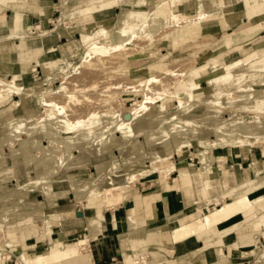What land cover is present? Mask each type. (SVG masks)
<instances>
[{
    "label": "crops",
    "instance_id": "obj_1",
    "mask_svg": "<svg viewBox=\"0 0 264 264\" xmlns=\"http://www.w3.org/2000/svg\"><path fill=\"white\" fill-rule=\"evenodd\" d=\"M54 1L55 0H0V40H6V38L8 37L10 39H7L6 42L2 46H0V48L2 47L5 51L3 55L4 62L1 66L8 68L7 76L9 78L4 80L9 83L11 88L18 89L22 93L30 92V94H32L34 92V96L31 95V97H34L37 103V95L39 93H37L36 90L39 88H43L42 86L44 83H50L53 79V76L56 77V75H63L71 69V66L68 64L73 63L72 58L75 56L74 49L72 47H69L67 49H61L59 47L58 42L63 39L64 36L58 35L56 38L54 35H48L46 38H42L41 40H33L31 42H28L27 40L30 37V35L27 34L28 32L24 34L12 35L9 29L12 21H15L18 27L17 30L20 32L23 31L25 24L28 23L30 25L35 24V26L40 25L41 28L45 27L46 25H49L50 19L54 16V12H52ZM99 1L100 0H95V2ZM207 1L208 0H171L169 4V2L165 0L164 4L157 8V6L153 4L152 1L148 0H123V3L125 4L131 3L132 8L131 11L121 12L120 16L117 17L118 21L116 26H120V22L121 25L124 24L122 19L136 21L145 20L151 17L157 11H159L161 7L166 5V3H168V10L171 15H200L202 13L198 11L199 6L203 7L204 4L207 3ZM221 1L223 2V4L226 2H228L229 4V6L224 9L233 7L232 9L226 12V16L231 17L227 20V29H223L224 27L221 25H215L212 27H205L201 25V36L199 37L201 38L203 36H219V38H216L218 40V48H222V34L224 32L231 33L241 23L240 18L238 16L232 18V16H235L239 13L235 8L236 5L234 4L237 3L238 0H231V2H229L230 0H219L217 2L220 3ZM113 2L116 3V1L114 0H105V2L98 4L94 8H92L93 5H89L87 2V4L83 6L84 8L80 13V18L85 19L90 18L92 16L95 17V14L97 16L98 14H110V12L112 11ZM248 2L246 6H248ZM257 2L258 4H251L256 5V7H254L256 17L248 23V26L257 23V21L264 22V14H262L264 12V0H257ZM145 6H148V10L143 11L141 13L137 12V10L142 9ZM174 12H177L179 14H173ZM212 12H215V14H212V16L214 17H219L223 14V12ZM212 12L205 11L204 14L208 15V13L210 14ZM105 18L103 19L105 20ZM233 27L235 29H232ZM120 28L123 27L121 26ZM245 28L246 27L243 26L242 28H240V30L242 31ZM108 29L106 30V32H104V34L103 32L98 33L96 37H101V40L104 39ZM48 32L50 34L52 31ZM86 33L87 31H83L80 35V46L82 45L83 38H87V36H84V34ZM260 33H262V31L258 32L255 37L247 41H243L241 35L235 36L236 38L241 39L240 41L236 42L237 49L233 50L234 52L232 51L231 53L227 54L224 59L227 60L228 58H236L240 55V50L250 49L248 51V54L242 57V59H247L249 62H245L247 64H245L244 71L242 70L240 74L232 75V77L229 75L226 76L227 82L231 84H239L242 83L244 80L250 78V76L255 75V73L264 72V47L258 49L257 47H255L257 43L264 41V32L263 36H261ZM179 41L177 43H179ZM185 41L187 42L189 40ZM47 51H55V53L50 58H41L36 64L38 67L41 68L44 75V79L37 85L27 88L28 83L31 81L29 80L30 76L26 75L22 69L27 70L30 64H33L31 58H33L35 54H37L38 52L45 54ZM215 51L217 50L215 49L214 51H212V53ZM256 55L257 58H255ZM38 56H40V54ZM209 57L210 55L208 57H204L203 59L205 60ZM69 59L71 60L69 61ZM55 67L57 68V72H55ZM50 68L53 70H50ZM223 76L225 75L219 74L217 77ZM255 79L256 82H254V84L259 83L261 80L264 81V77ZM203 84H206L207 89L204 91V93L197 94V102L205 101L207 98L206 94L212 90V88L208 85L206 81H203L201 83L202 90ZM260 88H264V84L260 85V87L256 84L250 90L244 93H239V96L253 95L254 98L257 97L259 99H264L263 92L257 94L259 91L262 90ZM21 92L9 90L7 88H4V86L0 84V95H3L0 100V106L6 104L9 101L11 102L8 107L0 110V124L3 125L4 128L6 127L7 123L5 124L4 120H2L1 118L4 113L3 111L9 108L13 102H18L23 111V118L15 123L8 124H11V126L13 127L12 130H14V136H16V133H23L26 136L25 139H22L21 146L16 147L15 144L12 143L11 148L7 144H4V142L0 139V204L3 205V203L8 202L7 206L10 207L13 205L16 206L17 204H23L25 210H16L17 212L26 214L27 218H29L33 214H37L38 216L42 215V221L38 220L34 223L27 222L24 223V225L17 224L15 225V228H11L9 231L4 233L2 221L5 216L1 215L0 231L4 235L3 240L7 239L6 241L8 243L15 244V248L18 246V248H20V251H24L26 254L30 255L31 253H33L34 250H36L35 252H39L49 245H54L57 246L59 249H63L64 243L70 242V238H74L76 236L77 238H80L81 236H83L81 238H84L88 241L85 250L80 252V256L78 258L61 264H119L123 260L125 254H129L132 252L131 239L133 234L135 233L136 228L137 230H140L145 236L147 247L152 249L159 248L160 254L158 253V258L155 259L158 263L155 264H161V260L163 259H167V261H171L173 264H215V260H217V262L220 261L218 257L222 255L224 259H228V250H242L241 253H244L247 249L248 251L251 250L249 248L252 247V240L257 235L255 231L258 230V226L259 229L264 227V214L260 216V219L258 221L256 220L257 217H254L253 214H250L231 222L234 226L231 228V230L235 231L240 227L241 224L243 225V222H245V220L255 219V221H252L248 227L245 226V230L247 232L243 230L242 232H239L240 234H235L236 236H229L225 240L227 244L235 241L237 248L228 247V249L226 250V248L224 247V254L223 249L221 248L215 249L213 251L214 254L211 252V250H203V242L198 240L205 233L196 237L194 240H189L180 244H172L169 239V235H167L169 228L174 225V221L177 217L187 214L189 211H192L194 209V206L192 205L190 207H185L180 198V194H186V190H181V192L177 188H173L174 185H168L166 183V180L169 179L174 173H179L181 170H184L183 168L178 169L176 161L173 162L170 157L175 155L181 157L180 152L182 153V155L184 154V147L190 145V143L186 140V137H188L190 140L196 141L198 147L202 150L201 152H199V154L196 155L200 164V169L204 168L205 165H207V158L209 156L211 157V154L208 151L209 149L221 151V154H223V157H213L214 161L217 162L215 167L219 169V172L217 173L215 171H210L203 174L204 176L206 174L209 176L210 180L212 181L210 183V187L213 192L217 194V197L226 195V190L232 188L233 186H235L234 188L239 191L240 188H238L237 183L243 182L244 185L249 184L246 181V177L250 176L252 172L248 173V171L251 170V166L255 162H258V155L255 150L249 149L247 151V154L245 155H242V151L246 147H254V144L256 143V138L264 136V124H258L260 122L259 120L255 118L246 120V124H244L243 126L241 125L237 131V134L241 135V139H247L249 145H240V147L238 148L222 146L218 147L219 143L215 144V139L211 127L213 125H216V119L220 116V114H222L226 119L230 117L229 114H227L226 112L219 111L218 114L201 116L200 118H198V120L193 122V120H191L184 114H179L177 110H175V108L173 107L174 103L173 105H171V101H168L165 105L167 106L168 110H171L173 113L162 116L163 114H160L162 110L159 109V107H161V104H159L158 107L152 109V125L154 127V131L159 130L162 132H169L172 129L175 132L174 135L172 133L170 135L163 134L162 136H160L159 140H163L162 143H164L165 145H162L163 148L161 149L163 155H161L159 151L155 149L153 150V154H150V151L148 149H138V146L140 144L139 142L134 140H136V137L138 136L142 137V135L145 134L146 130L142 131L141 134H137L134 139L132 137V139L128 142H119L111 146L114 150L109 147L106 150L102 151L100 148L102 143L106 139L110 140L111 138H113V136L107 134V132L104 131L105 127L102 125L103 122L98 121L94 123H88L81 127L83 128V131L81 135L76 138H84L87 140L81 147L76 145V139L71 140L68 138H63L62 143L65 146L64 148H69L66 146H71L70 144H73V152L75 153V155L73 153L71 154L73 158H78V163L75 162L76 164H74V166H72L69 171L79 173L82 169L81 164L79 162L80 160L84 161L83 163L85 165H88V169H95L93 178L80 182L77 181L76 178L73 176L67 179H59L61 172H59L58 166L55 164L52 168H43V165L52 162L51 160H49L50 158L48 155V147L43 145V143H41L42 141L40 140V138L45 133L44 126L36 123V118L31 119L32 114L38 115L37 108L24 107L22 103V97L27 98L29 96H25V94H21ZM14 97H20V100H13L12 98ZM260 106L263 107L264 103L260 104ZM232 116L234 117L235 121H237L238 118H241V116H238L236 114ZM177 129H179V132H176ZM99 132L103 133V137L97 141L94 136H96V134H98ZM117 135L118 132L114 137H116ZM154 140H156L155 137L149 139V141H147V144H144V141L141 144L144 148H148L154 145V143H156V141ZM234 141L236 142V139ZM129 142L133 143L129 146H131V148L134 150V154L129 158L123 159L122 163H120L119 158L113 153V151L117 152L116 148L126 146V144ZM241 142L242 141H238L237 143ZM4 148H6V150H4ZM66 153L67 152H64L62 150V153H58L57 155L59 157V155H66ZM71 154L67 153L65 157ZM104 155H108L109 161L96 162L94 164L96 158H99ZM260 156L262 157V155ZM82 157L87 158L80 159ZM113 158L118 159V162L122 166L121 168L123 172H134L136 170L135 173H131L130 176H139L141 177V179L152 175L157 176L162 187L158 186L151 188V186H147V192L144 194L146 195L145 198L148 203L147 205H152L151 202H148L149 197L151 195L160 196L159 200H156L153 203L152 209L149 213L143 209L144 206L136 212L137 203L134 201L133 198L135 193L130 192L129 188L124 191L123 200L121 204L114 205V207L111 206V208L107 207L103 209L90 207V210L88 211L89 214L85 212V206L87 204L84 206L82 204L83 200H86L92 193L100 190V187L111 185V182L113 181L111 177L114 176V174H112V170H116V165H114ZM223 158L227 163H230L231 160L234 162L232 166L233 169L236 167L242 168L243 177H225L224 175H222L220 168L224 166L222 164ZM5 159H8L10 163L3 165V161ZM239 159H242L240 160L241 162H250L249 167L244 168L243 165L240 163ZM28 160L29 163L27 162ZM165 160L170 163H173L172 170H170V166H166L167 163L163 162ZM151 161L153 163H163H160L159 166L161 167L157 169H152L151 171L148 170L147 172L149 173H147V175L140 176L146 171L141 169L142 163L147 164L151 163ZM34 162L37 164V167L30 181L26 183V186L41 183V186L39 188L42 192L39 194H36L30 189L23 190V187L19 186V184H22L19 182V176L24 174L25 177L28 172L25 169V165H29ZM259 168L260 169L255 171L254 173V179H260V174H264V164L263 166H260L259 164ZM183 173H186V171H183L181 174ZM201 174L202 173L199 170L190 172V184L188 186H183L180 183V176L178 177L177 182L175 184V186L179 187V189L181 188L184 190L190 187V189L196 191L200 198L195 203L199 205L204 204L202 191L199 183V175ZM55 178H57V180H55ZM216 181H219V188L217 187L218 189L211 185L212 183L214 184ZM31 182L32 184H30ZM145 182L147 183L151 181ZM56 183H66L68 184L69 189L62 188L58 190H53V184ZM125 185L126 183L121 184L122 187L126 188ZM89 186L92 187L88 188ZM42 194L44 195V197L42 196ZM70 196H73V198L75 197L76 199L79 198L78 203L82 206L81 209L78 207L73 208V205L68 202ZM34 197L43 198L41 203L44 202V205L48 207L49 210H54L55 213H52L50 215L46 214L43 209L38 207L37 203H39V201ZM9 198L12 199L7 200ZM210 204L215 207L213 202L204 205V207L201 206L197 212L194 211L190 215L189 219L191 220L194 217L202 214L205 210H207L206 206ZM90 205L91 204H89V206ZM77 212H81L82 217H76ZM46 215L49 216V219L47 220H45ZM50 221L52 223L57 222V224L51 225ZM217 230H219V233L222 236L228 231L227 227ZM165 235H167V238ZM5 252H7L8 256L13 253L12 251L9 252L7 250H5ZM1 256L2 257L0 258V264H2V261H8L6 256ZM135 259L134 257H132L130 264H132ZM139 259L141 260V258ZM235 260L241 261L243 259L239 255V257L235 258ZM255 264H264V259H262L258 263L255 262Z\"/></svg>",
    "mask_w": 264,
    "mask_h": 264
},
{
    "label": "rangeland",
    "instance_id": "obj_2",
    "mask_svg": "<svg viewBox=\"0 0 264 264\" xmlns=\"http://www.w3.org/2000/svg\"><path fill=\"white\" fill-rule=\"evenodd\" d=\"M114 1H116V3L113 2L112 11L110 12V14H104V15L98 14V16L96 14L95 15L93 14L95 17L92 16L90 18L81 19L80 13L84 8L83 6L87 4V2L89 5H93L92 8H94L98 4L105 2V0H100L99 2H95V0H86V1L55 0L53 4V8H52V12H54V16L50 19L49 25H46L45 27H42V28L40 25H38L37 26L38 28H37L35 24L30 25L28 23V28L31 27V30L27 33L28 35H30V37L27 40L28 42H31L33 40H41L42 38H46L48 35L50 36L54 35L56 38L58 35H60V36H64V38L58 42L59 47L61 49L62 48L67 49L69 47H72L75 52V56L72 58L73 63L68 64L71 66V69L63 75H56V77L53 76L52 77L53 79L50 83L47 84L46 82L43 84L42 86L43 88H39L36 90L37 93H43V92L51 93L53 90H55V87L57 86H59L60 90L63 91L65 88L71 90V88H73L74 86H79L80 88H83L87 86L89 87V85L97 84V87H96L97 89L96 88L92 89L88 91L89 93L86 92L87 93L86 96L81 95V94L78 95L82 103H79L75 106L71 105L70 107H66L64 111L65 115L70 120V122L74 124L76 127L73 129V131H70L66 137H63L62 135H60V132L57 130L58 126L56 128L55 113L57 111H55L54 107H51L49 109L44 108L39 98H37V101H38L37 103L34 97H31V96L27 98L22 97V103L24 107L37 108L38 116L32 114L31 118H33L34 116H37L35 119V122L44 126L45 133L40 138V140L42 141L40 142L43 143V145L48 147V152H49L48 155L50 158L49 160H51L52 162L49 164L43 165V168H52L54 164L57 165L59 172H61L59 179H62V178L67 179L73 176L76 178L77 181L83 182V181L93 178L95 169L94 168L88 169V165H85L83 163L84 161L82 160L79 161L81 164V168H82L79 173H75L74 171H69L71 167L74 166V164L78 163V158L77 157L73 158L71 154L73 153L75 155V153L73 152L74 151L73 144H70L71 146H66L69 148H64L65 146L64 144H62L63 138L74 140L81 135L83 131V128H81L82 126L88 123H94L98 121L103 122L102 125L105 127L104 131L107 132V134L114 137L118 131L116 129L113 130L111 127H117L118 126L117 124L119 121L118 119H120V117L122 116L120 114V116L117 117L116 112L119 111L120 107H123L124 110H122V114L128 115L127 114L128 108H130L132 102L135 100L141 101L143 99L142 91L133 92L134 89H133V86L131 85L133 83L134 84L137 83L141 79L157 78L160 81H162L163 85L169 90H172L176 82L185 81L186 86L189 87V89H191L190 88L191 86H194V89H193L194 93L193 95L191 94L190 96V99H192L193 97L192 101H194L196 104L206 103L207 106H209V103L213 101L215 102L216 107L218 106L217 108L199 109V107L197 106L187 105L185 103H179L178 101H175L173 99H166V100L154 102L148 105V109L145 112H142L143 110L139 112L140 118L133 121L132 137L134 139V137L137 134H141L142 131L146 130L145 134L142 135V137L138 136L136 137V140L134 141L139 142L140 145L138 146V149H141V148L143 150L148 149L150 151V154H153V150L155 149V150H158L161 155H163L161 152V149L165 145L164 143H162L163 140H159L160 136H162L163 134H168V135L172 133L173 135L175 134V132L172 129L169 132H166V131L162 132L159 130L154 131V127L152 125V118H153L152 109H154L155 107H158L159 104H161V107H159V109L162 110L160 113V114H163L162 116L173 113L171 110H168L167 106L165 105L167 104L168 101H171V105H173L174 103L173 107L175 108V110H177L179 114H184L185 116L193 120V122L198 120V118H200L201 116L210 115V114H218L219 111L227 112L225 111L226 107L256 111L260 114V116L264 117V106L263 107L260 106V104L264 103V99H259L257 97L251 98L253 97V95H251V97H249V95H246V97L244 95L239 96V93H244L250 90L256 84L259 85V87L260 85H263L264 81L262 80L256 84H254V82H256L255 78L264 77V72L255 73V75L250 76V78L244 80L242 83H239V84H231L227 82L226 76L213 77L211 81L210 80L208 81L206 79L201 80L202 82L206 81L208 85L212 88V90L209 91L207 94L205 93L207 98L203 102H197L196 98L198 96L197 94L204 93V91L207 89L206 84H203V90H202L201 81L200 83L196 84L193 80L189 79L188 77V75L191 72L195 71L196 69H199L201 66L204 65L205 63V61H203L204 57H208L210 55L209 58H212L216 56L217 51L213 53L212 51H214L215 49L217 50L218 48V44H217L218 40L216 38H219V36H214V37L213 36L212 37L203 36L199 38L201 36L200 35L201 25L205 27L221 25L224 27L223 29H227L228 24L226 25L225 22L221 21V16L219 17L212 16V14H215V12H212V11L223 12V10H225L224 8L229 6L228 2L223 4L222 1L218 3L217 1L219 0L217 1L208 0L207 3L204 4L203 7L199 6L198 11H200V13L202 14L195 15V16L188 15L186 18H183V17L175 18L174 17L175 15H171L168 10L169 9L168 3H166V5L161 7L159 11L154 13L151 17L145 19L147 23L143 27L136 28L135 31H133L132 33H129L127 36H122L120 31L123 28H120V27L121 26L125 27L126 22H123L124 25H121L120 24L121 22H120L119 23L120 26H116L117 21H118L117 17L120 16L121 12L131 11L132 4L131 3L125 4L123 3V0H114ZM148 1H152L153 4L157 6V8L162 6L165 2V0H148ZM167 1L170 4L171 1L170 0H167ZM229 2H231V0ZM247 2H248V6H246ZM252 3L258 4L257 0H238L237 3H234L237 6V7L235 6L236 10L239 12L234 17L238 16L240 18L241 23L236 29L233 27L232 29H235V30H233L231 33L224 32L222 34L223 37L222 36L221 37H222L223 42L226 41L227 39H230L235 36H240L242 34H243L242 36H244L242 40L247 41L246 40L247 37H248V40L252 39L253 37H255V35L258 32H261V31L262 33H260V35L263 36L264 25L258 31L250 33V35L248 34L249 36H246L247 35L246 31L241 33L240 28H242L243 26H247L248 23L252 19H255L256 17V12L254 11V7H256V5H251ZM232 8L233 7H231V9ZM228 9L230 10V8ZM146 10H148V6H145L144 8L137 10V12L141 13ZM229 10L226 9V11L224 12L226 13ZM205 11L212 12V13L210 14L208 13L207 15V14H204ZM173 14H179V13L174 12ZM262 14H264V12ZM57 17H58V20H57ZM103 18H105V20ZM107 29L108 31L105 34L104 39L101 40V37H96L98 33L103 32L104 34V32H106ZM239 30H240V33H239ZM47 31H52V32L50 34L49 33L46 34ZM83 31H87V33L84 34V36H87V38H90V39L85 38L86 40L83 42L84 47H86V50H88L91 53V55L88 56L85 60H83V57L85 56V50L82 49V47L79 45L80 35ZM111 31H115L113 37H111V33H110ZM42 32H45V33H42ZM11 33L12 35L24 34L21 32L19 33L11 32ZM157 35H159L161 38L156 39V40L150 38V37H155ZM7 39L10 40L9 37L6 38V40ZM6 40H0V46H2L6 42ZM185 40H189L190 42L187 41L188 42L187 44ZM178 41L179 43H177ZM228 47L230 48V46ZM262 47H264V43L257 44V49L262 48ZM4 52H5L4 49L1 47L0 48V63H1L0 66L4 62V59H3ZM38 53L40 54V56H38L39 55ZM38 53L35 54L33 58H31L33 64H30L27 70L22 69L26 75L30 76L29 80L31 81L28 83L27 88L37 85L39 82H41L44 79V75H43L41 68L38 67L36 64L41 58L47 59V58L52 57L55 51L54 52L47 51L45 54L41 52H38ZM255 58H257V55ZM70 60L71 59H69V61ZM225 61L229 63L230 58H228L227 60H223L220 64L218 63L216 68H221L223 65H225L226 63ZM155 62L157 63L163 62V65H164L163 68H160L157 71L148 68L149 65ZM247 63H244L241 66V69H243V71H244V66ZM50 70H53V69L50 68ZM56 70L57 68L55 67V72H57ZM213 70H214V66L210 64L206 65V73L211 75L213 73ZM7 71H8V68L1 66L0 67V78L8 79L9 77L7 76L8 75ZM103 75L105 77L112 76L114 79L111 78L113 81H110L109 78L107 80ZM102 76L104 78H101ZM105 82H108V85ZM109 82L110 83L114 82L115 85L110 86ZM109 86L110 88H108ZM148 86L152 89L161 88V86H159L158 84H154L153 82L149 83ZM214 86H217V88H214ZM142 88H145V87H142ZM122 89H126V90L123 91V93H117V92H121ZM260 89L262 90L259 91L257 94L261 92H263L264 94V88H260ZM105 90H107V94L109 92V97H106V98L99 97L98 96L100 95L99 93ZM53 98L56 103H63L65 100V97L62 95H56V96H53ZM12 99L20 100V97H14ZM85 100L87 101L90 100L91 102H86ZM10 103L11 102L9 101L6 104L0 106V110L8 107ZM181 107H184V108L182 109ZM223 118L225 117L222 114H220V116L216 119V125H213L211 127V130L212 128L218 130V131L212 132L214 139H215L214 140L215 144L219 143L218 147L222 146V147H231V148H238L240 147V145H245V144L249 145L247 139H244V138L241 139V135L237 134V131L241 125L243 126L244 124H246V120H249L251 118L241 117L240 119H243V120L241 121L242 124H240V126H236L235 123L234 125L228 124L227 122H225ZM252 118L259 120L260 122L258 124H262V123L264 124V118H261V117L258 118L256 116ZM104 119L110 120V125H108L109 121L104 122ZM5 128L6 129H4L3 125L0 124V137H2L0 139L4 142V144H7L8 146H10V148H11V143L15 144L16 147L21 146L22 139H25L26 136L23 133H16L15 134L16 136H14V130H12L13 127L11 126V124H6ZM112 130L114 131V133L109 132ZM176 132H179V129H177ZM94 137L98 141L99 139L103 137V133L99 132ZM153 137H155L156 140L154 141H156V143H154V145H152L151 147L144 148L141 143H143L144 141V144H147V141H149V139H152ZM235 139H236V142L234 141ZM186 140L190 143V145L184 147V150H183L184 154L182 155V153L180 152L181 157H178L176 155L170 157V159L173 162L176 161V165L178 169L183 168L184 170H181L179 173H174L169 179L166 180V183L168 185L170 184L174 185L173 188H177L180 191L186 190V194L181 193L180 198L185 207H190L193 204H195V202H197V200H199L200 197L197 194V192L194 191L193 189H190V187L183 190L175 186L178 177L181 175L183 171L190 173V172L199 170L202 174L210 172V171H215L218 173L219 169L215 167L217 162L214 161L213 157H218V156L223 157V154H221V151H215L213 149H209L208 151L211 154V157L209 156L207 158V162H208L207 165H205L204 168L200 169L199 168L200 164H199V161L196 155L199 154V152H201L202 150L198 147V144L196 141H192L188 137H186ZM238 141H242V142L237 143ZM255 142L256 143L254 144V147L252 148L246 147L242 151V155L243 154L245 155L247 154V151L251 149V150H255L258 155V162H255L251 166V170L248 171V173L249 172H252V173L250 174V176L246 177L247 179L246 181L249 183V186L251 187L253 185H260L262 183L264 185V174H260L261 175L260 179H254L255 171L260 169L259 164L260 166H263L264 164V136L260 138L259 137L256 138ZM130 144L132 145L133 143L129 142L126 144V146L116 148L117 152L113 151V153L119 158L120 163H122L123 159L129 158L134 154V150L131 148V146H129ZM111 148L113 149V147ZM4 150H6V148H4ZM62 150L64 152L70 153L71 155L65 157L66 155L62 154L63 156L58 157L57 154L62 153ZM260 155H262V157ZM85 158L87 157H82L80 159H85ZM113 159H114V165H116L115 166L116 170L114 171L112 170V174H114V176L111 177L113 181L111 182L110 186H113L115 184L126 183L125 185L126 188L120 185L122 193H124V191L127 190L128 188L130 192L135 193L133 198H134V201L137 203L136 212L137 210L143 208L144 206L143 209L149 213L152 209L153 203L156 200H159L160 196L151 195L149 197L148 202H151L152 205H147L148 203L145 198L146 195L144 194L147 192V189H146L147 186H151V188L158 187V186L162 187L160 185L161 183L159 182L157 176L152 175V176H148L143 179H141V177L139 176L138 177L130 176V174L135 173L136 170L134 172H123L121 168L122 166L118 162V159L117 158H113ZM240 160L242 159H239V161ZM107 161H109V157L108 155H104L99 158H96L94 161V164L96 162H107ZM27 162L29 163V160ZM163 162L167 163L166 166H170V170H172L173 163H170L167 160ZM163 162L153 163L151 161V163H147V164L142 163L141 169L144 171L146 170V171L144 173L142 172L143 174H141L140 176L147 175V173H149L147 172L148 170L151 171L152 169H157L161 167L159 165L160 163H163ZM3 163H4L3 165L9 164L10 161L8 159H5ZM226 163L227 162L223 158L222 164L224 166L220 168L221 174L224 175L225 177H229V176L237 177L239 170L237 167L234 169L232 168L234 162L231 160L230 163L229 162L227 164ZM240 163L243 165L244 168H247L250 165V162L248 163L246 161H243V162L240 161ZM25 167H26L25 169L28 172L25 177H24V174L19 176V182L22 183V184H19V186L23 187L22 188L23 190L30 189L36 194L41 193L42 191L39 188L41 186V183L31 185V186H26V183L30 181L31 177L34 175L37 164L34 162L29 165L26 164ZM55 180H57V178H55ZM145 181H151V182L146 183ZM218 183L219 181H216L214 184L212 183L211 185L216 187V189H218L219 188ZM237 184H238L237 185L238 188L245 186L243 182H238ZM90 187L92 186H89L88 188ZM234 187L235 186H233L232 188L228 190H231ZM46 188H52V187H46ZM62 188L69 189L68 184L66 183L53 184V190H58ZM228 190H226V193ZM201 191H202V196H203V200L205 203L207 202V199H205V195L203 193L202 188H201ZM235 195L240 196L241 191H237ZM42 196L44 197L43 194ZM10 199L12 198H9L7 200H10ZM35 199L39 201V203H37L38 207L43 209V211L46 214L50 215L52 213H55L54 210H49V208L44 205V202L41 203L43 198L36 197ZM78 200L79 198L76 199L75 197L73 198V196H70L68 202L73 205V208L78 207L81 209L82 206L78 203L79 202ZM83 202L85 201L83 200ZM7 203L8 202L3 203V205L0 204V216L1 215L5 216L2 221L4 233L9 231L11 228H15V225L17 224L24 225V223H27V222L34 223L38 220L42 221V217H41L42 215L38 216L37 214H33L32 216L27 218L26 214L17 212V211L25 210V207L23 204H17L16 206L13 205L10 207V206H7ZM86 203H88V201H86L85 204ZM200 206L204 207V204H200ZM206 207L210 211L217 206L214 207L212 204H210ZM136 212H135V223H136ZM256 220L258 221L259 218L257 217ZM252 221H255V219L245 220V222H243V225L241 224L240 227L235 231L231 230V228L234 227L233 224L232 223L228 224V226H226L228 231L223 236L220 235L219 230L217 229L209 230L205 232V234L203 233L204 235L201 236V238L198 241L203 242V250H211L213 254H214L213 251L217 248L223 249L225 247L226 250L228 249V247L237 248L235 241L227 244L225 240L229 236H232V235L236 236L237 234H240L239 232H242L243 230H245V226L248 227ZM50 223L51 225L57 224V222L52 223L51 221ZM245 232L247 231L245 230ZM255 233H257V238H258L257 243H260L261 245H263L264 239H262V237L264 234V229L263 228L259 229V226H258V230L255 231ZM167 235H165L166 238H167ZM3 236H4L3 233L0 231V239H3L4 238ZM74 238L76 239L77 236ZM74 238H70V242H72ZM195 238L191 240H194ZM6 240L7 239L1 240L0 258L2 257L1 255L6 256L8 261L6 262L2 261V264H19L20 261L17 260V258H15V255L17 256V254L20 252V248H18V246L15 248V244L8 243ZM131 243H132V252L129 254H125L123 257V260L119 264H130L132 257H134V259L136 258V261H138L139 258H144L146 263L148 262L158 263L155 259L158 258V253L160 254L159 248L152 249V248L147 247L145 236L140 230H137V228L135 230V233L132 236ZM50 247L51 245L45 247V249L39 252H35L36 250H34L33 253H36V254L42 253L43 251L49 249ZM5 250L12 251L13 253H11L8 256ZM223 254H224V249H223ZM79 256H80V253H79ZM249 256L244 257L245 259L241 261L235 260V259L233 261L229 259H224L222 255L218 257L220 261L217 262V260H215V264H255V262L258 263L259 261L264 259V257L263 258L260 257L261 254L256 255V256L249 254ZM67 261H70V260H67ZM67 261H62L59 263L56 262L54 264H61ZM161 264H173V263L171 261H167V259H163L161 260Z\"/></svg>",
    "mask_w": 264,
    "mask_h": 264
},
{
    "label": "bare ground",
    "instance_id": "obj_3",
    "mask_svg": "<svg viewBox=\"0 0 264 264\" xmlns=\"http://www.w3.org/2000/svg\"><path fill=\"white\" fill-rule=\"evenodd\" d=\"M227 10H229V9H227ZM224 11H226V9L223 10V14L221 15V21L225 22L227 25V20L230 19L231 17H227L226 13ZM188 15L189 14H182V15H175L174 17L175 18H181V17L186 18ZM232 18H235V17L232 16ZM214 19H216V18H214ZM122 21L126 22V24H125L126 26L123 27V29L120 31L122 36H127L129 33H132L133 31H135L136 28L143 27L147 23V21H145V20L136 21V20H123L122 19ZM263 25H264V22L257 21V23L252 24L251 26H248V25H247L248 27L245 26L246 28L244 30H242L241 33L246 31L247 32L246 36H249L250 33L258 31ZM17 29H18V27H17L15 21H12L9 30L11 32H14V33H16V32L19 33L20 31H18ZM30 30H31V27L28 28V24H25L23 31H21V33H27ZM114 32L115 31L110 32L111 37L114 36ZM42 33H45V32H42ZM48 33L49 32L47 31L46 34H48ZM242 35H241V37L243 38L244 36H242ZM157 36H159V35H157ZM157 36L150 37V38H152L154 40L161 38L160 36L159 37H157ZM85 40L86 39L83 38L82 45H81L82 49L85 50V56L83 57V60H85L88 56L91 55V53L88 50H86V47H84L83 42ZM240 40L241 39L233 37L227 41H224V42L222 41V48H217L216 56H214L212 58L205 59V60L203 59V61H205L204 65L201 66L199 69H196L195 71L191 72L188 75L189 79L193 80L196 84H198L203 79L211 80L213 77H217L219 74H221V75L224 74L225 76L229 75L231 77H232V75L240 74L243 70V69H241V66L247 61V59H242V57H244L246 54H248V51L250 49L240 50L239 56H237L236 58H230L229 63H227V61H225L226 62L225 65H223L221 68H216L218 63L220 64L223 60H225L224 57L227 56V54H229L233 50L237 49L236 42H238ZM246 40H248V37ZM260 43H264V41H262ZM257 44H259V43H257ZM257 44L255 45V47H257ZM228 46H230V48ZM207 64L214 66V70H213V73L211 75L206 73V65ZM226 64H227V66H226ZM163 66H164L163 62H158V63L155 62V63L149 65L148 68L157 71L160 68H163ZM146 69H147V67H146ZM103 76L101 78L105 77V76L104 77ZM105 78L107 80L109 78L110 81H113L111 79V78H113L112 76H109V77L106 76ZM152 82L154 84H158L159 86H161V88H159V89L150 88L148 86V84L152 83ZM105 83L108 85V82H105ZM0 84H2L4 86V88H7L9 90H13L15 92H21L18 89L11 88L9 83L6 80H4L3 78L0 79ZM111 85H115V83L111 82L110 86ZM131 85L133 86V89H134L133 92L142 91L143 99L141 101L135 100L132 102L130 108H128V113H127L128 115L122 114V110H124L123 107H120L119 111L116 112L117 117L120 116V114L122 116L120 117V119H118L119 120L118 124H117L118 126L117 127H111V128L113 130L116 129L118 131V135L116 137L111 138L110 140L106 139L102 143V145L100 146L102 151L106 150L107 148H109V147H111V146H113L119 142L130 141L132 139V135H133V129H132L133 121L140 118L139 112L141 110H143L142 112H145L148 109V105H150L154 102H158V101H162V100H166V99H173L175 101H178L179 103H185L187 105L197 106V107H199V109H202V108L210 109V108H217L218 107V106L216 107L215 102H213V101H211V103H209V106H207L206 103L196 104L194 101H192L193 97H192V99H190V96H191V94L193 95V93H194V91H193L194 86H191L190 87L191 89H189V87L186 86L185 81L176 82L175 86L172 88V90L167 89L163 85V82L157 78L141 79L137 83H135V84L133 83ZM110 86L108 88H110ZM119 86H121V85H119ZM74 87L71 88V90L65 88L63 91H61L60 87L57 86V87H55V90H53L51 93L50 92H43V93H39L37 95V97L41 101L44 108L49 109L51 107H54L55 111H57L55 113V115H56V117H55L56 128L58 126L57 130L60 132V135H62L63 137H66L70 131H73V129L76 128L75 125L72 124L70 122V120L65 115L64 111H65L66 107H70L71 105L75 106L79 103H82V101L79 99L78 95L81 94V95L86 96V94H87L86 92H88L92 89H95L97 87V84L89 85V87L87 86V87H83V88H80L79 86H74ZM142 87H145V88H142ZM214 88H217V86H214ZM125 90L126 89H122L121 92H117V93H123V91H125ZM21 94H25V96H31V95L34 96V92L32 94H30V92H23V93L21 92ZM99 94H100V95H98L99 97H105V98L109 97V92L107 94V90L101 91ZM223 94H225V93H223ZM56 95L64 96L65 97L64 102L63 103H56L54 98H53V96H56ZM2 96L3 95H0V100H1ZM249 97H251V95H249ZM251 98H254V97H251ZM87 100H85V101L91 102L90 100L89 101H87ZM254 101H255V99H254ZM218 103H219V101H218ZM181 108L183 109L184 107H181ZM225 111L229 112V113H227V112L226 113L230 115V117L227 119L223 118L225 120V122H227L228 124H231V125H234V123H235L236 126H240V124H242L241 121L243 119L238 118L237 121H235L234 117L232 116L234 114L241 116V117H247V118H252L254 116H256L258 118L263 117V116H260V114L256 111L239 109V108L226 107ZM3 112L4 113L1 116V118H2V120H4L5 124L6 123L7 124L8 123H15V122H17L23 118V111H22L18 102H13L11 104V106L9 108L5 109ZM37 116H34L33 118H36ZM33 118H31V119H33ZM104 122H108L109 123L108 125H110V120L104 119ZM113 130L109 131V132L114 133ZM215 131H218V130L212 128V132H215ZM10 136H11V134H10ZM84 141L86 142L87 140L84 138H78V139H76V145L81 147L84 144ZM11 145H12V143H11ZM66 155H67V153H66ZM59 156H61V155H59ZM238 170H239L238 176L242 178L243 177V170L241 168H238ZM179 181L183 186H188L190 184V173L186 172V173L181 174L179 177ZM32 182L30 184H32ZM211 182L212 181L210 180V178L207 174L205 176L203 174L199 175V183H200V186H201L203 193L205 195V199H207V202H205L204 205L213 202L214 205L217 207L213 208L210 211L207 209L202 214H200V215H198V216H196L190 220L189 219L190 215L194 211L197 212L201 207L199 204L195 203V204H193L194 209L192 211H189L187 214H184L182 216L177 217L176 220L174 221V225L171 226L169 228V231H168V235H169V238H170V241L172 244H179V243L189 241V240H191V239H193V238H195V237H197V236H199V235H201V234H203L209 230H212V229H221L223 227H226L228 224H230L234 220L239 219V218H243L245 215L253 214L254 217H258L260 219V216L262 214H264V185H263V183L260 185H253L252 187L249 186V184H245V186L241 187L239 190V191H241L240 196L235 195V193L238 190H236V188H233L231 190H228V193H225L226 195H223L221 197H217V194L215 192H213V190L210 187ZM120 185L121 184H115L113 186L100 187V190L92 193L86 200L84 199L85 202L88 201V203H86L87 205L85 204V202H83V205L84 206L86 205L85 206L86 207L85 212L89 214L88 211L90 210V207L103 209V208H107V207L111 208V206L114 207V205L121 204L122 200H123V193H122ZM89 204H91V205L89 206ZM45 218H46L45 220H47V219H49V216L46 215ZM263 229H264V227H263ZM262 239H264V234H263ZM1 240H3V239H0V246H1ZM257 240H258V238L256 235L252 240L253 244H252V247L249 248V249H251L250 251H248V249H247V250H245L244 253H241L242 250H238V251L228 250V254H227L228 259L238 258L239 255L242 259H245L244 257L249 256V254H252L253 256L261 254L260 257L263 258L264 257V244L261 245L260 243H257ZM87 243H88V241L86 239L79 238V239H74L72 242L64 243V245H63L64 249H59L57 246L53 245L50 247V249H47V250H45L39 254L31 253L30 255H28L24 251H20L17 254V256L16 255L15 256H16L17 260L20 261L21 264H54L56 262L59 263L62 261L75 259L76 257L79 256V253L81 251L85 250ZM262 251H263V253H262ZM143 260H144V258L143 259L141 258V260L139 259L138 261H136V259H135L132 264H155V263H146L145 260L144 261Z\"/></svg>",
    "mask_w": 264,
    "mask_h": 264
},
{
    "label": "water",
    "instance_id": "obj_4",
    "mask_svg": "<svg viewBox=\"0 0 264 264\" xmlns=\"http://www.w3.org/2000/svg\"><path fill=\"white\" fill-rule=\"evenodd\" d=\"M76 217H78V218L82 217V213L81 212H77L76 213Z\"/></svg>",
    "mask_w": 264,
    "mask_h": 264
}]
</instances>
